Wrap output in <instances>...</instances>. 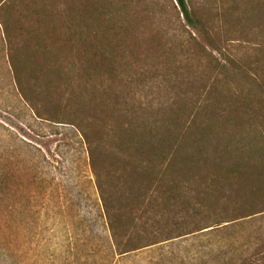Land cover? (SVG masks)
I'll return each mask as SVG.
<instances>
[{
	"label": "trees",
	"instance_id": "obj_1",
	"mask_svg": "<svg viewBox=\"0 0 264 264\" xmlns=\"http://www.w3.org/2000/svg\"><path fill=\"white\" fill-rule=\"evenodd\" d=\"M19 16L23 61L33 65L34 78L52 82L63 101L46 121L67 127L82 145L114 256L218 227L264 224V108L259 115L218 120L208 111L220 78L227 91L234 85L238 96L243 83L195 39L210 41L190 0H24ZM164 39L173 41L183 58L194 52L213 72L210 85L198 94L203 100L197 102L196 95L185 102L186 116L172 109L159 117L137 116L133 102L149 73L144 56L160 50ZM163 59L165 81L190 68L187 59L180 65L167 49ZM158 166H163V204L196 189L194 229L170 228L162 241L147 244L140 238L119 241L116 224L133 219L128 206L134 194L125 186L134 178L155 180ZM138 200L145 204V195ZM261 233L255 246L264 242ZM5 243L9 260L16 253V232Z\"/></svg>",
	"mask_w": 264,
	"mask_h": 264
},
{
	"label": "rangeland",
	"instance_id": "obj_2",
	"mask_svg": "<svg viewBox=\"0 0 264 264\" xmlns=\"http://www.w3.org/2000/svg\"><path fill=\"white\" fill-rule=\"evenodd\" d=\"M190 1L206 24L210 41L192 36L243 83L238 96L235 86L227 91L220 78L209 95L208 111L217 115L216 120L244 112L259 115L264 108V5L258 0ZM23 4L24 0H0V264H264V242L255 246V235L264 231L261 222L163 242L167 229L192 231L197 211L195 188L163 204V166L156 172L161 175L149 183L142 177L128 182L131 186L125 188L134 194L128 206L133 219L116 224L121 242L139 238L143 243L162 242L114 256L82 145L70 129L46 121L63 101L54 95L52 82L34 78L33 65L23 61L26 55L17 32ZM164 41L160 50L144 56L149 73L133 102L137 116L159 117L170 109L186 116L190 111L185 102L196 95L197 102L203 100L205 96L198 94L210 85L213 72L194 52L183 58L173 41ZM166 49L176 54L180 65L187 59L190 67L176 72L169 82L163 78ZM143 195L145 204H140ZM13 232L16 253L8 260L5 242Z\"/></svg>",
	"mask_w": 264,
	"mask_h": 264
}]
</instances>
